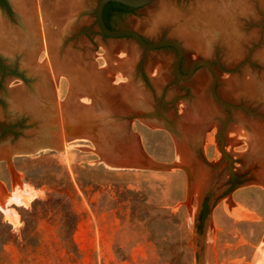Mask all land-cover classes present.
<instances>
[{
    "label": "rangeland",
    "instance_id": "374dc122",
    "mask_svg": "<svg viewBox=\"0 0 264 264\" xmlns=\"http://www.w3.org/2000/svg\"><path fill=\"white\" fill-rule=\"evenodd\" d=\"M73 1L0 0V62L25 70L28 93L39 94L48 107H59L71 90L75 108L92 107L95 96L98 105L95 112L76 108L66 117L78 121L72 122L75 133L91 123L89 138L0 162V195L12 192L17 178L40 192L26 207L11 206L17 226L0 212V264H195L200 199L197 184L188 191V154L198 156L201 178L221 173L235 179L228 194L212 202L204 264H256L264 240V188L242 181L247 160L264 158L253 143H264V120L239 109L227 121L229 112L210 94L207 68L199 65L190 79L178 81L174 47L142 50L128 37L105 38L94 20L97 0L77 2L75 10ZM118 10L114 29L132 30L150 43L176 40L182 75L195 60L211 62L217 96L264 116V0H152ZM6 79L12 93L25 94L23 82L0 66V97ZM129 79L139 89L134 103L147 111L135 112L127 101ZM11 121L0 115L3 126ZM164 122L178 130L183 152ZM97 150L144 158L154 168H112ZM69 209L79 217L71 235L76 251L67 250L59 235L60 210Z\"/></svg>",
    "mask_w": 264,
    "mask_h": 264
},
{
    "label": "water",
    "instance_id": "95a60500",
    "mask_svg": "<svg viewBox=\"0 0 264 264\" xmlns=\"http://www.w3.org/2000/svg\"><path fill=\"white\" fill-rule=\"evenodd\" d=\"M151 1L152 0H97L94 8V20L98 31L105 38H131L135 42V44L138 45L142 50H155L167 45L174 47L176 50V57L172 65V73L175 78L178 81H186L192 77L196 67H198L199 65L207 68L213 74V80L210 85V94L215 102L220 104L229 112V118L227 119V121L230 120L232 111L239 109H244L252 116L264 120L263 115H259L255 112L249 111L245 107H236L227 104L217 96L215 92V86L218 76L217 72L212 68L211 62L203 59L195 60L191 63L188 72L182 75L179 71V67L183 58V49L180 43H178L176 40L161 39L150 43L132 30H110L105 26L103 21V10L108 3H120L128 7L139 8L148 5ZM0 66L2 68V71L6 68L10 76H13V78L15 79L21 80L23 82L21 88L25 91L24 95L23 93H12L8 89V83L10 79H6L4 81V93L3 96L0 97V115L4 118L13 117L14 121H11V127H5L0 123V162H10L16 157L33 156L45 151H59L63 148L62 146L64 142H70L72 140L78 139L84 140L91 136V133L87 128V126H90L91 123L89 124L88 122L86 125V129L82 130V137L76 138L75 135L79 134L75 133L76 130L74 129L72 122L74 121L77 123L78 121L67 119L69 120V122H67L65 119L68 115V111H72V109H70L69 103L70 101L75 102L73 96H70L69 94L66 100L62 102L59 107L54 104H52L51 107L42 104L43 102H45V99H40V101L42 100L43 102L32 101L30 99L31 93H28L27 86L29 87V84L25 70L21 67L20 70L17 66L13 65H11V67L9 68L5 67L2 62H0ZM14 98L22 99L25 105L23 107H18L15 103H13ZM58 108L61 111V116L60 114H57L56 109ZM132 108L135 112L142 111L134 107ZM58 115L61 117L60 119H58ZM82 119L83 118H81V120ZM59 120H62V122H59ZM227 121L224 122L223 127L226 126ZM162 127L172 134L176 145L180 144L179 132L176 128L170 126L165 122L162 123ZM221 145L223 146L222 140ZM187 156L185 157V163H187L185 171L188 178V191L190 190L192 184H197L199 191L198 195L200 199L199 213L196 218L194 235V261L195 264H204L205 229L211 212L212 202L215 201L219 196L228 194L230 187H233L235 185V179L234 176L230 174V180H226L224 178V175L221 173H210L206 178H201L194 164V159L196 160L198 156L196 154L193 157L191 155L189 156V154ZM118 159H120L122 162L124 161L131 164L130 166L123 168H154V165L147 164V159L144 158L130 160H124L123 158ZM100 160L102 161V157H100ZM253 161H255V165ZM243 172L246 174V177L243 179L242 184H252L264 188L263 161L258 162L256 158L248 159L244 165Z\"/></svg>",
    "mask_w": 264,
    "mask_h": 264
},
{
    "label": "bare ground",
    "instance_id": "6f19581e",
    "mask_svg": "<svg viewBox=\"0 0 264 264\" xmlns=\"http://www.w3.org/2000/svg\"><path fill=\"white\" fill-rule=\"evenodd\" d=\"M82 1L83 0H79V1H77V0H74L73 1V3H72V7L76 4V6L77 5H79V3H77V2H81L82 3ZM86 2V1H85ZM80 3V4H81ZM82 5V4H81ZM80 6V5H79ZM82 7V6H81ZM78 8V7H77ZM72 9H76V8H72ZM90 9V8H89ZM80 10V9H79ZM166 14V13H165ZM168 16H169V14H168ZM161 18V17H160ZM162 20V19H161ZM161 20H159V22L161 21ZM163 23V22H162ZM156 25H158V24H156ZM161 26V25H160ZM65 35H66V33H65ZM56 42H59V41H56ZM54 43V42H53ZM54 45V44H53ZM55 47H56V45H54ZM58 47V46H57ZM3 53V52H2ZM4 54H6V53H4ZM8 54V53H7ZM9 55V54H8ZM59 56V55H58ZM58 59H63V57L61 58V56H59V58ZM22 61H24V60H22ZM64 61V60H63ZM130 61V60H129ZM128 61V62H129ZM131 64V63H130ZM67 70V72L68 73H70V72H72L71 70H68V68L66 69ZM130 73V72H129ZM124 74H128V73H125L124 72ZM131 74V73H130ZM71 75V74H70ZM73 75V74H72ZM81 76V75H80ZM133 76V75H132ZM73 78H74V80H75V77L74 76H72ZM127 77H129L130 78V76L128 75ZM79 80H83L84 79V76L82 77L81 76V78H78ZM77 80V79H76ZM75 80V81H76ZM130 80L131 79H129V85L130 86H125V91L127 92V94L126 95H128L126 98H127V101L132 105V107H134V108H137V109H139V110H142V111H147V110H145L144 109V107H142L141 105L142 104H140V103H138V104H135L134 103V99H132V97H134L135 99L136 98H138L139 97V93H138V91H139V89L134 85V83H132L131 82V84H130ZM35 95H31L30 94V99L32 100V101H40V98H38V96H39V94H38V96H36L37 94L36 93H34ZM129 94L131 95V96H129ZM74 95V92L71 90L70 91V96H73ZM85 97V96H84ZM94 99H93V106L91 107L90 106V104L91 103H89V106L90 107H87L88 106V104H86L85 105V107L84 106H80V108H78L79 107V105H78V107H74V102H72V101H70V109H72V111L74 110L75 111V109L77 110V111H79V112H81V113H87V111L88 110H90V111H92V112H95L96 110H97V107H98V105H97V103H96V101H97V97L95 96V97H93ZM83 102H85L84 100H83ZM13 103H15L18 107L19 106H24L25 104H24V102H23V100L22 99H19V98H14V100H13ZM88 103V102H87ZM77 106V105H76ZM71 111V112H72ZM209 114L212 116V114L211 113H206L205 115L206 116H209ZM68 115H70V111H68ZM216 116V115H215ZM214 116V117H215ZM66 119V121L68 122L69 120H67V118H65ZM83 121V119L82 120H80V122H82ZM71 122V121H70ZM159 124V123H158ZM159 126H161V123H160V125ZM258 131V130H257ZM256 131V132H257ZM258 133V132H257ZM260 133V132H259ZM79 135H75V137L77 138V137H79V138H81L82 136L81 135H83V133H78ZM84 137V136H83ZM253 143H254V145H255V148L257 149V150H259V154L260 155H262V156H264V143L263 142H260V139H256V138H254L253 139ZM65 146H67V142H64V144H63V146L62 147H65ZM69 146V145H68ZM177 146H178V148L183 152V150H182V148H181V146H179V144H177ZM140 147V146H139ZM96 150V149H95ZM94 150V151H95ZM97 152L100 154L99 156L100 157H102V161H104L108 166H110V167H113V168H118V167H120V168H123V167H127V166H130L131 164L130 163H128V162H122L120 159H118V156L117 155H115V154H113V153H111V154H109V153H103L101 150H97ZM263 164H264V158H263ZM153 162V161H152ZM152 162L150 161V160H147V164H152ZM206 174V173H205ZM205 177V176H204ZM16 179V178H15ZM17 180H18V183L16 184V186H15V184L13 185V186H15L14 188V190H12V192H5V193H1V195H0V212H2L3 214H4V216H5V218L7 219V222L8 223H10L11 225H13V226H17L18 224H20L19 222V217H18V214L16 213V211L11 207L12 205H16V206H23V207H26L32 200H34L35 198H37L38 196H39V194H40V192L37 190V189H33V188H31V187H29V186H27V184L26 183H24V182H21L20 181V179H18L17 178ZM17 182V181H16ZM1 184V183H0ZM3 188V187H2ZM6 190V189H5ZM256 253V260H255V262H256V264H264V240L263 241H261L260 243H259V245H258V247H257V249H256V251H255ZM255 264V263H254Z\"/></svg>",
    "mask_w": 264,
    "mask_h": 264
},
{
    "label": "trees",
    "instance_id": "16d2710c",
    "mask_svg": "<svg viewBox=\"0 0 264 264\" xmlns=\"http://www.w3.org/2000/svg\"><path fill=\"white\" fill-rule=\"evenodd\" d=\"M107 7L110 9L109 11L111 12H107L106 10ZM122 7H126V6L120 3H113V2H110L105 6L104 12H103V21H104L105 26L108 29L116 30L114 29V26L112 25V22H113L112 20L120 14V11L118 10V8L121 9ZM71 189H72V186H71ZM51 200L52 199L49 198L45 204L51 202ZM57 203H60V201H57ZM60 212L62 215L60 219L59 235H60L62 244L67 250L76 251L75 244L72 241L71 235L79 221V217L71 209L66 210V211L60 210Z\"/></svg>",
    "mask_w": 264,
    "mask_h": 264
},
{
    "label": "flooded vegetation",
    "instance_id": "af4514ba",
    "mask_svg": "<svg viewBox=\"0 0 264 264\" xmlns=\"http://www.w3.org/2000/svg\"><path fill=\"white\" fill-rule=\"evenodd\" d=\"M103 12H104V10H103Z\"/></svg>",
    "mask_w": 264,
    "mask_h": 264
}]
</instances>
